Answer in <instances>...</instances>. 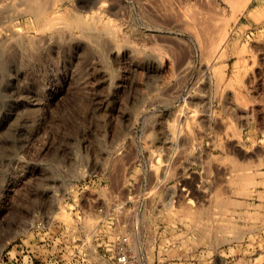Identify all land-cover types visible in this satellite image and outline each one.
<instances>
[{"label": "rangeland", "instance_id": "obj_1", "mask_svg": "<svg viewBox=\"0 0 264 264\" xmlns=\"http://www.w3.org/2000/svg\"><path fill=\"white\" fill-rule=\"evenodd\" d=\"M230 1L0 0V264H264V0Z\"/></svg>", "mask_w": 264, "mask_h": 264}, {"label": "bare ground", "instance_id": "obj_2", "mask_svg": "<svg viewBox=\"0 0 264 264\" xmlns=\"http://www.w3.org/2000/svg\"><path fill=\"white\" fill-rule=\"evenodd\" d=\"M207 1L208 0H205V2L207 3ZM226 1V0H225ZM232 1V0H231ZM231 1H230V3H231ZM178 2H180V1H178ZM227 3V2H226ZM228 3H229V0H228ZM186 4V3H185ZM208 4V3H207ZM210 5V4H209ZM218 5V4H217ZM215 6V5H214ZM202 7V6H201ZM188 8H190V7H188ZM193 8V7H192ZM213 8V7H212ZM181 9H183V8H181ZM206 9V8H205ZM209 9V8H208ZM216 9V8H215ZM223 9V8H222ZM23 10V9H22ZM184 10V9H183ZM204 10V9H203ZM202 10V11H203ZM179 11H180V9H179ZM189 11V10H188ZM210 11H215V10H212V9H210ZM21 12V11H20ZM20 12H18L19 14H20ZM181 12V11H180ZM184 12V11H183ZM196 12V11H195ZM195 12H192L193 14H191V12L189 11V14H191V15H194V13ZM198 12H200V14L198 13ZM197 12V15H194V16H196L195 18H193V22H194V20H195V22H196V27L198 28V35L200 36H198L199 37V39H200V41L202 42H205V46L206 47H204L203 46V42L202 43H200V42H198V40H195V42L198 44V43H200L201 45H200V47L203 49V47H204V49H205V53H203V54H206V50H207V52H208V54H206L207 55V57H206V55H203L204 57H206V59L207 60H205V61H207V63H206V69H208V68H210L212 65H211V60L214 58V55H215V51H214V47H216L218 44V41H219V39L220 38H222L224 35H226L225 33H224V26H223V28L218 24V19H220V17H217L218 15L215 13V12H213V13H211V12H209V11H204V13L203 12H201V11H198ZM209 12V13H208ZM217 12L219 13V11L217 10ZM185 13H188L186 10H185ZM181 14V13H180ZM179 14V15H180ZM183 14V13H182ZM180 15V16H183L184 17V15ZM213 14H215V15H213ZM176 15V14H175ZM187 17H189L190 18V20H187V18H186V22L188 23V21L189 22H192L191 20V18L193 17V16H191L190 17V15L188 16V14H185ZM220 15V14H219ZM11 16H9V18H10ZM225 17V16H224ZM8 18V19H9ZM223 19V18H222ZM222 19H220V22H221V20ZM8 22H9V20H8ZM7 22V23H8ZM194 22V23H195ZM4 23V22H3ZM2 23V24H3ZM222 23V22H221ZM1 24V23H0ZM188 24H190V26L192 25V23H188ZM192 26H194V25H192ZM195 27V28H196ZM3 28V27H2ZM5 28V27H4ZM193 28V27H192ZM12 29V28H11ZM108 30V29H107ZM113 30V34H115L114 32V29H111V31ZM116 30V29H115ZM193 30V29H192ZM191 30V31H192ZM194 31V30H193ZM193 31H192V35H194V33H193ZM219 34V36H217L219 39H217L216 37H215V35L216 34ZM115 36V35H114ZM195 36V35H194ZM193 36V37H194ZM110 37V36H109ZM196 37V36H195ZM215 38H216V40H215ZM2 39H3V36H2ZM111 39V38H110ZM11 40H13V38L11 37ZM2 41V40H1ZM6 40H4V42H5ZM3 42V43H4ZM9 42V41H8ZM221 42V41H220ZM10 43V42H9ZM6 44V43H5ZM8 44V43H7ZM217 44V45H216ZM216 45V46H215ZM4 46H6V45H3V47ZM3 47H1V48H3ZM207 48V49H206ZM203 49V50H204ZM219 53V52H218ZM220 54H218V56H219ZM202 56V57H203ZM220 57V56H219ZM204 61V62H205ZM188 64V63H187ZM225 63H223V65H224ZM205 65V64H204ZM186 67V66H185ZM185 67L183 68V69H185ZM205 67H203V68H205ZM213 67V66H212ZM188 68V67H187ZM187 68H186V70L185 71H188L187 70ZM211 69V68H210ZM184 72V71H183ZM15 73V72H14ZM13 73V74H14ZM15 75V74H14ZM17 75V74H16ZM17 78V76L15 77V79ZM5 79H7V78H5ZM14 79V76H12V79H11V81ZM19 80V79H18ZM10 81V80H9ZM14 82H16L15 80H14ZM10 84V83H9ZM14 85V84H13ZM12 85V86H13ZM9 87V86H8ZM10 88V87H9ZM16 89V88H15ZM21 89V88H20ZM25 89V88H24ZM6 90V89H5ZM9 90V89H8ZM13 91V90H12ZM11 91V92H12ZM21 91V90H20ZM9 92H10V90H9ZM16 92H19V89H18V91H16ZM15 92V93H16ZM14 93V94H15ZM28 93V92H27ZM32 93V92H31ZM13 94V93H12ZM13 94V95H14ZM17 95H20V94H18V93H16ZM25 94V93H24ZM23 94V95H24ZM34 94V93H33ZM29 95H32V94H29ZM22 96V95H21ZM20 96V97H21ZM25 96V95H24ZM15 97V96H14ZM23 97V96H22ZM23 98H25V97H23ZM22 98V99H23ZM40 99V98H39ZM38 99V100H39ZM36 100H37V98H35L34 96H32L31 97V99H30V101L34 104V103H36ZM17 101V100H16ZM25 101V100H24ZM11 102V101H10ZM38 102V101H37ZM22 103V102H21ZM25 103V102H24ZM27 103V102H26ZM39 103V102H38ZM20 104V103H19ZM23 104V103H22ZM28 104V103H27ZM26 104V105H27ZM15 105H16V103H15ZM31 106V105H30ZM17 107V106H16ZM24 109V108H23ZM7 110V109H6ZM7 112V111H6ZM9 112V111H8ZM13 112V111H12ZM15 112V111H14ZM11 113V112H10ZM16 113V112H15ZM2 115H4V113L2 112ZM6 115V114H5ZM8 115V114H7ZM14 115H16V114H14ZM13 117V116H12ZM1 118V117H0ZM14 118H16V116L14 117ZM10 119H12V118H10ZM7 120V119H6ZM7 121H9V120H7ZM13 121V120H12ZM5 122V121H4ZM10 122V121H9ZM8 122V123H9ZM13 123V122H12ZM3 126V125H2ZM6 128V127H5ZM4 130V129H3ZM9 130V129H8ZM1 132V131H0Z\"/></svg>", "mask_w": 264, "mask_h": 264}, {"label": "built area", "instance_id": "obj_3", "mask_svg": "<svg viewBox=\"0 0 264 264\" xmlns=\"http://www.w3.org/2000/svg\"><path fill=\"white\" fill-rule=\"evenodd\" d=\"M98 233L99 232L94 233V240L97 237L101 238ZM136 239L137 238L134 233L125 231L122 233H118L115 240H113L110 246H108L109 244H107V240L106 242L102 238L99 239V241L96 240L97 242L95 243L94 250H96V252H98L100 256H103L104 250L101 248V243H104V246H107L103 247L110 251V256L103 264H152L147 260L146 257H144L142 251L136 247ZM88 264L94 263L88 261Z\"/></svg>", "mask_w": 264, "mask_h": 264}]
</instances>
